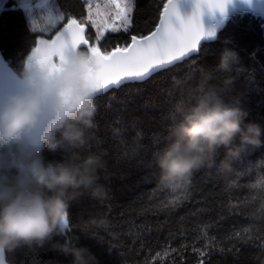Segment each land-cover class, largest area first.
<instances>
[{"label":"trees","instance_id":"1","mask_svg":"<svg viewBox=\"0 0 264 264\" xmlns=\"http://www.w3.org/2000/svg\"><path fill=\"white\" fill-rule=\"evenodd\" d=\"M165 1L135 0L131 31L106 34L101 47L110 50L129 42L132 34H148ZM14 4L6 0L0 9V51L18 71L36 38L51 37L66 20L48 33L33 32ZM57 5L80 21L87 17L83 0H57ZM86 27L87 38L95 42V29ZM224 47L235 49L239 64L231 73L214 72L208 83L219 86L224 77L235 76L225 98L238 95L247 119L264 129V21L251 14L233 15L214 41L202 44L198 55L143 82L98 95L94 131L101 143L89 147L103 154L105 166L98 170L103 195L85 192L72 201L67 230L80 237L79 243L95 254L98 264H264V135L259 146H249L254 149L250 154L240 148L228 169L220 165L221 148L212 166L193 173L187 198L178 206L168 201L185 190L172 192L161 183L153 158L166 143L175 99L181 93L187 98ZM29 249L6 252L7 262L70 264L71 257L48 244Z\"/></svg>","mask_w":264,"mask_h":264},{"label":"clouds","instance_id":"2","mask_svg":"<svg viewBox=\"0 0 264 264\" xmlns=\"http://www.w3.org/2000/svg\"><path fill=\"white\" fill-rule=\"evenodd\" d=\"M238 64L235 49L222 48L187 98L181 93L175 99L166 143L153 154L161 183L185 188L195 171L213 165L221 148L220 165L228 169L241 145L261 144L264 129L247 119L239 96L225 98L236 77L208 83L214 72L231 73ZM91 66L82 49L53 69L25 58L15 71L21 85L0 90V252L48 244L71 257L70 264H98L80 237L67 231L70 203L85 192L103 195V154L89 147L101 143L94 131L99 93L86 79ZM45 152L60 158L48 159Z\"/></svg>","mask_w":264,"mask_h":264},{"label":"snow or ice","instance_id":"3","mask_svg":"<svg viewBox=\"0 0 264 264\" xmlns=\"http://www.w3.org/2000/svg\"><path fill=\"white\" fill-rule=\"evenodd\" d=\"M185 2L191 9L189 14H181L180 0H166L159 15V22L152 31L147 35L132 34L129 37L130 42L117 44L110 50L101 47L102 41L108 33L131 31L135 0H104L103 19L99 22L93 18L90 3L89 15L82 21L60 11L56 6L57 0H40L35 6L32 5L31 0H16L13 8H18L25 13L33 32H36L37 28L40 32L55 30L62 21L66 20L51 39L37 38L35 47L26 58L43 67L53 69L73 51L84 49L89 52L92 65L86 73V79L99 95H103L109 90L119 89L128 83L143 82L166 71L177 62L190 58L194 54L198 55L201 42L213 41L217 37L218 29L223 28L232 18L226 12V4L229 0H185ZM33 7L46 10L44 27L37 25L31 18ZM96 7L100 9V4L97 3ZM205 14L208 16L207 24L203 20ZM97 15L101 13L98 11ZM86 24L95 29V42L87 38ZM20 85L21 81L18 80L15 71L0 54V90H14ZM249 146L241 145L242 153L250 154L254 151ZM49 154L56 159L60 157L58 152ZM167 186L171 187L172 192L178 189L174 185ZM183 189L184 192L168 201L169 205L178 206L182 199L187 198V187ZM67 227L70 229L68 210ZM245 231L248 230L245 229ZM22 247L24 246L19 248ZM199 254L205 255L204 252ZM0 264H6L4 252H0Z\"/></svg>","mask_w":264,"mask_h":264},{"label":"water","instance_id":"4","mask_svg":"<svg viewBox=\"0 0 264 264\" xmlns=\"http://www.w3.org/2000/svg\"><path fill=\"white\" fill-rule=\"evenodd\" d=\"M166 2V1H165ZM164 2V3H165ZM163 10V6L160 10V12ZM180 11L182 15H187L189 14V12L191 11L189 5L185 2V0H180ZM226 12L232 17L233 13L236 14H251L254 16H257L259 18H261L264 21V0H249V2H244V0H229V2L226 4ZM160 15V14H159ZM218 15V14H217ZM204 22L207 24L208 23V16L207 14H205V16L203 17ZM159 22V17L157 20V23ZM66 23V22H65ZM156 23V24H157ZM63 26V25H62ZM62 26L60 28H62ZM59 28V29H60ZM155 28V27H154ZM153 28V29H154ZM58 29V30H59ZM152 29V30H153ZM222 29V28H221ZM221 29H218L217 31V35L219 33V31ZM87 30V27H86ZM151 30V31H152ZM55 35V33L51 36V37H43V36H39L37 38H44V39H51L53 36ZM147 35V34H146ZM36 38V39H37ZM217 38V37H216ZM215 38V39H216ZM214 39V40H215ZM213 40V41H214ZM130 42V41H129ZM205 43V41L201 42V46L202 44ZM35 47V45H34ZM201 48V47H200ZM31 52V51H30ZM30 52L28 54H30ZM0 54L1 51H0ZM4 57V56H3ZM5 59V58H4ZM10 66V65H9ZM11 67V66H10ZM12 68V67H11ZM13 70V69H12ZM14 71V70H13ZM5 261L6 264H9L6 260V254H5Z\"/></svg>","mask_w":264,"mask_h":264},{"label":"rangeland","instance_id":"5","mask_svg":"<svg viewBox=\"0 0 264 264\" xmlns=\"http://www.w3.org/2000/svg\"><path fill=\"white\" fill-rule=\"evenodd\" d=\"M5 1L6 0H0V9L4 5ZM14 1L16 2V0H14ZM83 1H84V4H85V7H86V16L89 15L88 7H89V3H90V6L92 8L93 18L97 19L98 22L103 19L102 12L104 10L103 9L104 0H83ZM39 2H40V0H31V3H32L33 6H35ZM97 3L100 4V9H97V7H96ZM56 6L59 9L57 4H56ZM98 11L101 13V15H99V16L97 15ZM46 16H47V12H46V10L44 8H35V7H33V13H32V17L31 18L40 27H44L46 25ZM28 25H29V27L31 29V25L29 23H28ZM37 30H39V28H37ZM48 32H45V33H48Z\"/></svg>","mask_w":264,"mask_h":264}]
</instances>
